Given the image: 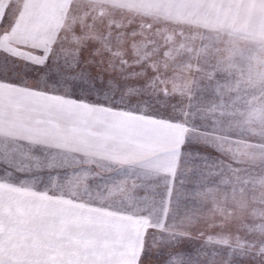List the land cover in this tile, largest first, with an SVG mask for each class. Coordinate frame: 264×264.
<instances>
[{
    "label": "snow or ice",
    "instance_id": "6c2138e0",
    "mask_svg": "<svg viewBox=\"0 0 264 264\" xmlns=\"http://www.w3.org/2000/svg\"><path fill=\"white\" fill-rule=\"evenodd\" d=\"M0 264H264V0H0Z\"/></svg>",
    "mask_w": 264,
    "mask_h": 264
}]
</instances>
